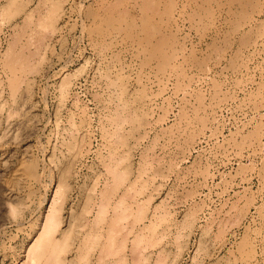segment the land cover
Returning <instances> with one entry per match:
<instances>
[{
	"label": "rangeland",
	"instance_id": "1",
	"mask_svg": "<svg viewBox=\"0 0 264 264\" xmlns=\"http://www.w3.org/2000/svg\"><path fill=\"white\" fill-rule=\"evenodd\" d=\"M155 1L139 0V10L135 0H53L58 8L46 0H0V264L26 262V251L57 183L64 181L67 164L72 167L61 182L70 184L67 189L62 185L69 191L60 201L63 229L73 210L84 206L89 210L83 222L92 221L94 205L84 204V195L100 197L109 186L100 157L128 151L131 172H136L150 142L146 155L152 159L147 173L151 178L134 202L135 211L142 208L143 218L135 220L134 212L124 218L126 246L120 249L121 257L105 256V262L264 264V39L246 45L243 57L249 68L233 72L227 59L238 39L223 59H214L208 50L209 27L201 39L202 30L198 29L199 38L189 20L180 21L185 54L193 47L201 57L210 51L207 67L185 65L187 76L181 80L171 72L158 74L156 64L141 70L143 60L134 59L120 30L125 29L123 20L133 21L141 12L150 15ZM89 11L98 17L97 25L111 32L105 33L108 48L96 49L97 39L89 38ZM116 75L132 95L137 96L141 86L145 91L143 102L136 97L131 104L139 115V122H134L139 130L124 124L121 136L115 135L127 142L120 147L106 144L114 141L115 121L108 114L117 94L110 85ZM215 81L221 86L218 99L213 95ZM196 95L203 96L202 102L196 103ZM194 105L202 110L197 117ZM187 128L197 134L184 143ZM23 161L35 162L39 183L16 171ZM8 203L16 210L12 217ZM161 215L166 218L158 223ZM70 233L73 245L66 256L80 264L81 251L75 253L87 233L81 227ZM140 234L144 236L134 249L132 241ZM159 253L163 256L158 262Z\"/></svg>",
	"mask_w": 264,
	"mask_h": 264
},
{
	"label": "bare ground",
	"instance_id": "2",
	"mask_svg": "<svg viewBox=\"0 0 264 264\" xmlns=\"http://www.w3.org/2000/svg\"><path fill=\"white\" fill-rule=\"evenodd\" d=\"M11 1L13 2L14 0ZM46 1L50 2V4H53V0ZM138 1L139 0H135V3L137 2L138 7L140 8L139 10H142L141 3H139ZM155 2V9L153 8V12L150 15H145L143 12H141L140 15L137 14L134 17L133 21H131L130 19L123 20L122 25H125V29H123V31L120 30V33H122L120 39L125 46L129 47L132 50L134 59L140 61L143 60L142 64L140 65V69L148 67L150 68L151 65L154 66L156 64L158 74L164 75L167 71V73L171 72L176 75L177 79H180L185 77L186 75L185 65L190 64L192 67L205 69L207 67V62L212 59L210 51L214 52V55L216 57L214 59H221L222 55H225L227 53V50L232 49L233 41H235V39H238V46L235 47V50L233 48V51L231 52L232 55L228 56V58L230 57V59H227V66L230 68V70L233 72H237L240 70V67L245 66L248 62V58H246V62L244 57L246 55L245 53L247 52V47L250 46V44L253 42L251 40L264 39V0H156ZM58 4L54 3L53 6L55 8H58ZM85 12L87 13V11ZM89 12L92 22L91 28H88L89 38L97 39L96 43H94V47L96 49L108 48V44L104 42L106 39L105 33L109 34L110 36L111 32L104 31L101 24L97 25L96 21L98 20V17L94 15V12ZM47 14L49 17L50 10L47 12ZM45 18L46 16L43 18L44 21L46 20ZM185 20H189L190 26L193 27L196 32H198V29H200V31H203L206 27H209V39L211 40L208 45V50L210 51L209 53L206 52V55H204L203 57L195 54V51L193 49L194 47L191 48L187 54H185L186 45H182L183 42L180 39L183 38L178 34V31L181 28L180 21ZM223 27H225V29H223ZM202 31L200 32L202 33V38L200 37V34L198 32L199 38L201 39H203V37L205 36L203 35L205 30L203 32ZM219 40H221V42ZM244 49L246 50V52L244 51ZM262 51L264 53L263 48ZM258 52L260 53V51ZM248 53H250L249 50ZM245 67L248 66L246 65ZM9 68H11V66H9ZM248 68L245 69L248 70ZM233 74L232 76H234ZM262 76H264V74ZM115 77V81L111 82L110 85L115 88L117 94L114 98L113 103L110 105L113 108V112H109L108 114V119L115 121V131L112 134L114 141L112 142V144H106L116 145V147H120L121 145L124 146L125 143L127 144V142L125 140H116L115 135L121 136V129L123 128L124 124H128L131 127V131H133V129L137 127L134 122L137 120L139 115L137 117L135 108L133 109L131 104L133 103L132 100H135L136 97L143 102L145 91L141 86V89L139 87L138 94L136 93L137 96H135V94L132 95L131 92H128L126 90L121 76L116 75ZM236 81L237 79H235V82ZM136 82L141 84L139 78L136 80ZM66 83L68 82H65V84ZM11 84L14 86V81L11 82ZM219 84L220 83H218V81H215L213 84V95H215L214 98L216 99L220 98L216 95L221 87ZM61 90H63V87H61ZM135 91L137 92V89ZM197 94L200 93L197 92ZM197 96L198 95H196V99L199 97ZM201 97L203 96L200 95V97L198 98L199 100L196 101V103H199V101L202 102ZM134 104L135 103H133V105ZM137 105L139 104L137 103ZM198 105L200 106L202 105V103ZM198 105H194V112L196 117L199 114L198 111H202L196 109ZM200 107L199 109H201ZM139 126L137 127L138 130ZM186 130L187 132H189L186 134L184 143L190 142L192 138H194L197 134L195 131H191L192 129L190 128H187ZM131 131L125 135V139L126 137L128 138V134H131ZM143 132L144 134H147L146 130H144ZM150 146L151 142L148 148L146 147V151L144 150L145 153H143V157L141 156L142 154H140L141 158L137 161L138 163L136 165V172H131L134 169L130 168V161H128L130 152L128 151H124L125 153L123 154L122 152L119 154H115V152H112L109 153L106 157H100L101 163L104 167L107 168L105 179L109 181V186H107L102 191L100 197H98V195L94 193H90L89 195H87L86 193L84 195V204L88 203L87 205L89 206L91 204L94 205V210L92 212V221H87L86 223L83 222L87 218V213L89 210H87V206H84L79 211H77V209L73 210L71 218L66 223L65 229L60 228L62 224L60 215L62 210V203L60 201L65 195L63 193L67 189V185L70 184H68L69 182H66L65 186L61 184L63 180L58 178L59 180L57 179V181H62L57 183L56 190L52 195L50 204L46 210V213L44 214V220L40 222V228L37 230V235L33 238L31 245L26 251V262L24 264H75L72 263V261L68 260L66 256V253L71 250V247L73 245L70 242V238H72L70 232H72L75 227L84 228L85 232L87 233L85 240L83 238V242L79 244L75 253L76 255L81 251L79 253L81 256L80 264H107L104 259L105 256H113L114 258L121 257L119 256V253L121 252L120 249L125 248L126 241L128 239L123 233V221L125 220L124 218L127 217L129 213L133 212L136 214L135 220L140 217L143 218L142 208L140 207L137 211H135L134 202L136 200L137 194L142 192L140 191V188L145 189L151 178V175L147 176V173L149 172L148 167H150L152 159H147L146 155L148 149H150ZM67 147L70 152L71 150H74L72 149L73 147L71 144H68ZM117 150H119V148ZM74 157L76 156L74 155ZM72 159L70 162H73ZM33 162L25 161L23 164L19 166L17 165L19 169H17L16 171H20V175L26 176L27 179H32L33 181L38 182L40 176L38 175L35 164H33ZM62 165H64V163ZM69 166L71 165L67 164L66 167L64 165L65 168L63 167V182H65V180L69 177V175L67 177L66 173L71 172L68 169ZM59 170L62 171V169ZM13 180H16V177ZM21 182L23 181L21 180ZM62 185L66 189H64V187L62 188ZM24 186H26V184H24ZM34 190L35 189H33V191ZM27 193L30 194L31 191ZM2 198L3 197L0 194V203L2 202ZM18 198L21 201V198ZM11 199L9 200L10 202H12ZM24 199L22 198L23 201ZM8 204L6 206H8ZM11 205L9 204L8 206V212L11 214L10 217H12V215L16 213L15 208ZM21 210L24 211L23 208ZM20 215L21 214L19 213V216ZM161 216H163V218L158 223L162 222L166 218L164 215ZM108 218L111 222L110 225H107ZM153 225L156 226L157 224L153 223ZM109 226L112 229H107V227ZM105 229H107L108 232L105 233ZM143 236L144 234H140V236H138L139 239H135L132 241L134 249H136L137 246L141 243V238ZM60 237H63V239L60 240ZM177 240L178 237H176V241ZM118 242L120 243L119 245H117ZM120 254L122 255V253ZM162 256L163 255L159 253L156 256V260L159 262ZM124 264H127L126 261Z\"/></svg>",
	"mask_w": 264,
	"mask_h": 264
}]
</instances>
